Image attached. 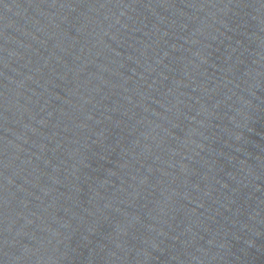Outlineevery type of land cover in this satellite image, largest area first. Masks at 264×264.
Returning a JSON list of instances; mask_svg holds the SVG:
<instances>
[{"label": "water", "instance_id": "water-1", "mask_svg": "<svg viewBox=\"0 0 264 264\" xmlns=\"http://www.w3.org/2000/svg\"><path fill=\"white\" fill-rule=\"evenodd\" d=\"M0 264H264L236 0H0Z\"/></svg>", "mask_w": 264, "mask_h": 264}]
</instances>
